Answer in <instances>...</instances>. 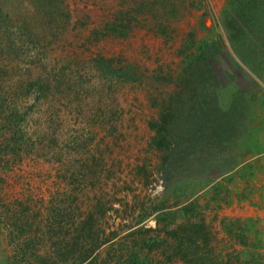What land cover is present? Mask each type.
I'll use <instances>...</instances> for the list:
<instances>
[{
	"label": "rangeland",
	"instance_id": "rangeland-1",
	"mask_svg": "<svg viewBox=\"0 0 264 264\" xmlns=\"http://www.w3.org/2000/svg\"><path fill=\"white\" fill-rule=\"evenodd\" d=\"M189 223L264 264V0H0V264H204Z\"/></svg>",
	"mask_w": 264,
	"mask_h": 264
},
{
	"label": "trees",
	"instance_id": "trees-1",
	"mask_svg": "<svg viewBox=\"0 0 264 264\" xmlns=\"http://www.w3.org/2000/svg\"><path fill=\"white\" fill-rule=\"evenodd\" d=\"M255 8L257 7L256 1L253 2ZM253 6V5H252ZM238 18V15L236 16H232V18L227 19L226 20V27H229L230 29H234V26H230L234 23V21ZM237 21V20H236ZM243 22V21H242ZM237 29V28H236ZM233 63L237 64L236 61L234 59ZM195 73V72H194ZM138 224H134V225H128V224H124V225H120L118 224L117 226H114V228H110L109 231L106 232V229L104 228V226L102 224L97 225V231L101 232L104 237L101 240V242L99 241L97 243V246L99 245L102 246L104 244H106L107 242L112 241L113 239L117 238V236H119L121 229H123L124 227L127 230H130L129 232H134V230L140 229L139 226L135 227ZM159 223L156 226V229H159ZM93 229V228H91ZM146 229V228H145ZM147 229H152V228H147ZM161 230L164 232L165 236H168L167 239V245L170 244V240L173 239V237L175 238V240H171L176 242V245L179 246L181 245L182 248H185L186 251H190L192 248L195 249L197 248V251L194 254V259L196 260L195 263L198 262H203L204 264L210 263V259L205 258L202 253H200V249L198 248L200 246V244H202V242H206L207 241V236H208V232L207 230L204 228L203 225H198L197 223H189V224H182V225H178L175 228H169V227H165V226H161ZM201 233V234H200ZM200 234V238H198L197 240H194L192 237L194 235H198ZM173 244H170V247ZM175 245V247H176ZM173 246V248H175ZM200 250V251H199ZM195 251V250H194ZM193 254H190V256H193ZM91 256H78L76 258H72L71 261H73L75 264H88L90 261Z\"/></svg>",
	"mask_w": 264,
	"mask_h": 264
}]
</instances>
